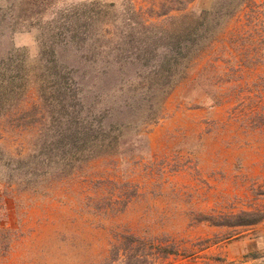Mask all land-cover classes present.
I'll list each match as a JSON object with an SVG mask.
<instances>
[{"label":"rangeland","instance_id":"1","mask_svg":"<svg viewBox=\"0 0 264 264\" xmlns=\"http://www.w3.org/2000/svg\"><path fill=\"white\" fill-rule=\"evenodd\" d=\"M170 2L0 0V264H264V130L144 52Z\"/></svg>","mask_w":264,"mask_h":264},{"label":"trees","instance_id":"2","mask_svg":"<svg viewBox=\"0 0 264 264\" xmlns=\"http://www.w3.org/2000/svg\"><path fill=\"white\" fill-rule=\"evenodd\" d=\"M171 1L159 23L166 28L144 37V52L163 51V63L171 67L170 77L175 79L172 87L186 78L194 63L206 59L188 87L197 88L200 101L211 106L233 99L232 113L247 120L251 128L264 130V74L252 82L245 80L247 70L264 65V2L224 1L195 15L184 13L194 0ZM169 54L172 60L167 58ZM224 85L228 88L222 91ZM173 253L164 248L155 259H166Z\"/></svg>","mask_w":264,"mask_h":264}]
</instances>
